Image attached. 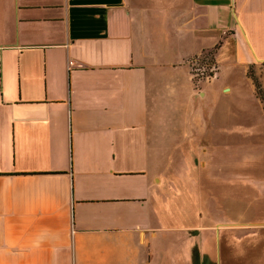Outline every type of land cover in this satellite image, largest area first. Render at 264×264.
<instances>
[{"label":"crops","instance_id":"1","mask_svg":"<svg viewBox=\"0 0 264 264\" xmlns=\"http://www.w3.org/2000/svg\"><path fill=\"white\" fill-rule=\"evenodd\" d=\"M0 46V264H210L216 161L264 146V0H0Z\"/></svg>","mask_w":264,"mask_h":264},{"label":"rangeland","instance_id":"2","mask_svg":"<svg viewBox=\"0 0 264 264\" xmlns=\"http://www.w3.org/2000/svg\"><path fill=\"white\" fill-rule=\"evenodd\" d=\"M214 61V60H213ZM190 70L194 75V80L206 79V77L216 72L217 65L214 61H202L191 60L189 63ZM214 67V68H213ZM213 69V72L210 71ZM210 72H212L210 74ZM264 74V63L249 66L248 74L250 75L254 85L258 83L257 73ZM209 79V78H208ZM260 86V85H259ZM256 95L260 97L255 85ZM264 104V101H262ZM251 139H242L234 142V146L231 140H227L226 149L222 150L223 156L216 161V164H221L224 167L225 177L212 179L213 181L226 182V191L223 193V186L220 189L212 190L213 198L215 199V206L212 205L211 222H216L217 230L220 228V239L218 237L217 230L215 232L214 249L209 251L210 264H264V227L256 225V222L263 220L264 216V201L256 200L254 196L256 191L254 188L240 185H231V183L245 182L247 180H261L264 179V146L260 143H252ZM180 149L184 151L187 156L186 160L189 164L193 163L195 152L188 155L186 140L180 141ZM217 166L211 168V172L216 171ZM206 172L200 173L203 176V182L210 184V187L216 186L212 180L206 178ZM183 175L182 178L179 176ZM186 173H180L177 179H179L176 188L173 192H169L170 188L164 189L168 194V206L172 207V202L179 201L183 205H186ZM196 172L191 173L192 183L194 187H198ZM211 182V183H210ZM203 189V188H202ZM223 193V199H221V193ZM178 196V197H177ZM197 203V202H196ZM178 205V203H177ZM174 206V205H173ZM238 222L240 226L229 229L222 223ZM212 245L214 243L212 239Z\"/></svg>","mask_w":264,"mask_h":264},{"label":"trees","instance_id":"3","mask_svg":"<svg viewBox=\"0 0 264 264\" xmlns=\"http://www.w3.org/2000/svg\"><path fill=\"white\" fill-rule=\"evenodd\" d=\"M210 61H211V60H210ZM255 85H256V89H257V91H258V94L260 95V99H261L262 101H264V94H263V92H262L260 86H259L257 83H256Z\"/></svg>","mask_w":264,"mask_h":264},{"label":"built area","instance_id":"4","mask_svg":"<svg viewBox=\"0 0 264 264\" xmlns=\"http://www.w3.org/2000/svg\"><path fill=\"white\" fill-rule=\"evenodd\" d=\"M1 51H2V46H0V85H1V77H2V59H1ZM209 76V74H208ZM207 76V77H208Z\"/></svg>","mask_w":264,"mask_h":264}]
</instances>
